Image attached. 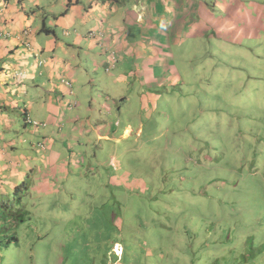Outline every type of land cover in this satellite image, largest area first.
<instances>
[{
    "label": "rangeland",
    "instance_id": "374dc122",
    "mask_svg": "<svg viewBox=\"0 0 264 264\" xmlns=\"http://www.w3.org/2000/svg\"><path fill=\"white\" fill-rule=\"evenodd\" d=\"M197 1L203 32L158 53L180 83L138 95L134 84L121 114L105 115L117 127L110 140L86 126L95 141L64 153L68 176L63 159L45 169L36 137L16 144L44 171L16 227L34 234L4 248L1 264H208L223 254L264 264V0ZM245 78L261 83L246 101H262L254 109L233 105Z\"/></svg>",
    "mask_w": 264,
    "mask_h": 264
},
{
    "label": "crops",
    "instance_id": "0c3cea01",
    "mask_svg": "<svg viewBox=\"0 0 264 264\" xmlns=\"http://www.w3.org/2000/svg\"><path fill=\"white\" fill-rule=\"evenodd\" d=\"M200 2L0 0V146L7 148H0V176L18 167V180L29 175L42 184L36 151L16 146L29 137L43 142L45 169L63 159L61 176H68L64 153L91 142L86 126L97 132L96 141L110 140L117 127L105 115L121 114L134 84L136 95L144 87L178 84L181 77L158 53L203 32ZM33 112L39 124L30 127ZM130 132L126 126L122 138Z\"/></svg>",
    "mask_w": 264,
    "mask_h": 264
},
{
    "label": "trees",
    "instance_id": "16d2710c",
    "mask_svg": "<svg viewBox=\"0 0 264 264\" xmlns=\"http://www.w3.org/2000/svg\"><path fill=\"white\" fill-rule=\"evenodd\" d=\"M179 83L180 82H178V84ZM256 85L260 86L261 83H254V81L245 78V82H241L232 94L234 107L238 108L242 105L246 106L245 109H254L256 105H258L259 107V105L262 104V101L255 103L252 106L249 105L248 102H246L250 99L248 94H254L251 89H259V87H257ZM255 96H258V94H255ZM28 121L30 122V124L33 123V120H29L27 118V122ZM35 147L38 148L37 145H35ZM28 176L29 175H27L26 178L22 180H18V167H14L12 169L8 168V171H5L4 175L0 176V264L3 261V249L9 247V245H18L21 233L26 241H30V237L32 236V234H34L33 232H26L25 229L22 230V232L19 234L16 230L17 225L19 223L23 224L27 219L26 217H29L28 202L29 193L32 191L31 188L33 187L34 191H38L37 181L34 182V179L31 176ZM20 182L21 186L19 187L18 183ZM19 189L20 197H18L17 199H10V196L12 194L17 195ZM241 257L245 259V255L240 254V256L235 257V260H238ZM226 258L227 255L223 254L216 257L211 263L208 264H228L229 262Z\"/></svg>",
    "mask_w": 264,
    "mask_h": 264
},
{
    "label": "built area",
    "instance_id": "2783aa9c",
    "mask_svg": "<svg viewBox=\"0 0 264 264\" xmlns=\"http://www.w3.org/2000/svg\"><path fill=\"white\" fill-rule=\"evenodd\" d=\"M90 34H92V33H90ZM91 36H92V35H91ZM93 36H95V35H93ZM28 122H29V121H28ZM38 124H39V123H36V122L34 123V125H38Z\"/></svg>",
    "mask_w": 264,
    "mask_h": 264
}]
</instances>
